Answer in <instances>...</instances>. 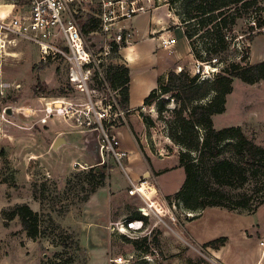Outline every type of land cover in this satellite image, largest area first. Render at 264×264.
Returning a JSON list of instances; mask_svg holds the SVG:
<instances>
[{"label":"rangeland","instance_id":"374dc122","mask_svg":"<svg viewBox=\"0 0 264 264\" xmlns=\"http://www.w3.org/2000/svg\"><path fill=\"white\" fill-rule=\"evenodd\" d=\"M166 2L167 1L164 0H136V6L139 8L142 7L145 11L158 7L162 3L167 4ZM259 2L260 7L264 8V0H259ZM172 7L174 11H180V6L178 4ZM259 15L263 17V13ZM89 17H98V8L95 3L78 6L76 20L80 27L86 23ZM120 20H122V18L108 22L110 24L109 31H103L101 29L98 30L96 34L87 36V45L92 50L93 57L100 60L98 65L99 73L96 68L92 70L90 80L87 82V87L91 91V100L95 101L104 98L103 105H107V99H112L110 96V87L105 81L106 71L111 65L122 64L118 52L112 53L110 47L113 37L118 35L115 34V32L118 33L120 29L115 23ZM136 22L140 25H144V16H137ZM247 27L248 20L238 21L234 28V37L236 39L232 41V44L235 45V48L240 49V51L249 47V62L251 64L262 62L264 61V28L256 32L250 41L247 34ZM120 32L123 35L126 34L124 30ZM120 44L121 43H119V45ZM106 49L109 52L101 55L100 53H104ZM7 52L8 55L0 58V82H5L7 84L5 95L0 96L1 108L5 109L4 107L8 108L7 106H16L22 101L28 103L31 101V103H37V106H39L38 108L41 110L44 108L45 102L53 98H69L70 96L80 94L79 90L73 88L67 80L64 67L61 66V63L55 62L51 58L44 63L41 61V54L34 46L23 43L20 44L18 48L8 50ZM231 58L238 61V58L235 56ZM214 62L215 60L212 61V63ZM214 64L215 65L211 66L205 63L203 68L198 70V68L194 66V63H192L189 67L191 69H186V71L191 75L199 74L201 77H207L210 73L209 69L212 70V73H217L216 70L220 69L219 64ZM160 65L161 56L157 54L151 58L150 55L147 60L145 72L151 73L152 66L160 68L162 66ZM232 87V93L226 98L224 113L215 115L212 118L214 128L218 130L225 127H239L249 140L264 148V81L254 85H247L234 79ZM87 100L86 98H84V100L71 99L70 102L73 108L77 109L79 112L76 113L74 110H70L71 112L73 111L72 114H74L72 115L69 113L68 115L66 114L65 117L72 124L77 125L81 123L83 126L89 124L90 127L96 128L98 125L92 111L86 112L84 108ZM116 101L123 114L121 117L117 116L114 118V108L109 110V116L106 118V121H102V127L105 130L109 129L111 125H113L114 128H118L124 125V123L127 124L129 119L132 121H139L141 119L140 113L127 112L126 108L120 105L119 98H117ZM97 107H100L99 104L94 109L97 110ZM142 113L144 115H149L155 121L154 127L150 129L156 134L157 140H160L161 136L165 137V131L162 125L157 121V114L154 108H145ZM134 126L136 125L134 124ZM99 137L101 138V134H99ZM103 154L105 163L102 164L99 169H102L104 166L106 168V174H109L110 169L121 167L122 164L126 163V156L118 163L110 153ZM106 157H108V159ZM16 164L15 162H5L4 159L0 160V185H4L0 186V264H113L110 260L117 257H126L128 254L134 253L132 245L129 242L130 239L126 236L117 234L114 230V225L117 222L114 223L113 226L108 225L104 228H97L99 231L94 234V236H101L104 240L103 242L101 241V243L99 242V247L104 248L105 255L103 257H88L85 252L86 247L82 244V246L80 245V239H84V241L88 239L89 229L85 228L86 225H80L78 227L75 224L82 220L83 214L81 207L84 203L83 198L86 195V191L89 189L86 175L91 168L73 171L64 182L47 179L42 172L37 171L32 181L30 180L28 185L24 186L18 184L20 180H17L15 175L17 173L15 168ZM118 173V170L114 169L112 175V187L114 188L117 186L115 183L119 181ZM143 178L144 177L139 179L138 182L142 181ZM152 178L153 177L149 175L147 180L154 185ZM128 189L125 191L127 196ZM172 189L173 187H170L169 190ZM249 189L247 185L239 189H227V195H229V197H237L244 193L248 194ZM259 197V194L253 196L250 199V204H255L260 199ZM7 199H9L12 204L28 202L34 205L33 202L37 203L35 209L32 210L41 215L43 224L41 228L42 233L36 240H31L26 236L17 218L10 222L7 228L3 227L1 211L11 207L5 206L7 205ZM167 204L172 209L176 225L183 224L187 221L185 213L177 206L175 201H171ZM142 205L143 201L139 196H128V201L120 206L118 211L124 210L128 212V215L137 214V208ZM172 205L175 206V209L172 208ZM87 213V215H90L89 212ZM189 213L196 215L191 212ZM85 217L87 216L85 215ZM85 217L83 218V222L87 220ZM162 220L163 223L151 217L149 222L151 226L150 237L154 238L151 247V250L154 251L153 264H160L168 259V256L163 254L161 250L160 236L163 233L162 230H166L163 224L170 222L165 218ZM201 220L206 221L207 226H210L213 234H216L217 230H224L223 234L232 239L231 245L233 246L232 251L234 252L231 256L232 259L240 260L242 259L241 253H245L243 254V259L246 262L252 264L256 261L257 249L254 242L255 238H249L247 242L242 243L240 241L241 234H238V232L241 229L248 230L249 232L258 229L259 232H264V204L259 205L257 211L252 215L235 214L219 209H207L202 215ZM72 228H74V230ZM169 235L172 239L177 240L176 235L170 232ZM260 235L261 234L258 235L259 238L264 236V234ZM87 241L89 242H87L89 246L93 245L92 243V245L90 244V240ZM235 247H237V249ZM246 253L251 256L246 255ZM236 254L240 257L238 258ZM202 255L204 254H200L195 260H203Z\"/></svg>","mask_w":264,"mask_h":264},{"label":"crops","instance_id":"0c3cea01","mask_svg":"<svg viewBox=\"0 0 264 264\" xmlns=\"http://www.w3.org/2000/svg\"><path fill=\"white\" fill-rule=\"evenodd\" d=\"M139 15L144 16V25L136 22ZM115 25L128 35L125 46L118 51V56L127 66L130 76L127 112L140 113L145 110L143 100L156 88L158 78L165 77L170 71L191 69L189 67L192 63L198 67L184 37V27L167 4L162 3L158 7L136 12L116 22ZM159 35L160 39L157 38ZM161 39L166 41L172 39L174 42L163 47ZM157 54L161 56L162 66L160 65V68L152 66L151 73H146L148 57L151 55L153 58ZM3 83L5 93L7 84ZM84 98L88 99L86 95L80 93L70 96L68 101ZM7 107L4 108L9 116L5 120L1 117L3 108L0 107V160L17 163L15 175L17 180H20L18 184L27 186L37 171L42 172L47 179L64 182L73 171L99 169L103 162L102 158L105 160L102 155L100 131L95 127L72 124L62 116L46 118L43 109L40 110L37 103L31 101L29 103L22 101L19 105ZM84 107H91L88 100ZM112 134L115 136L116 147L126 154V163L110 169L106 186L96 190L82 204V220L75 224L78 227L86 225L85 228L89 229L87 240L93 245L89 246V242L84 239H80V245L85 246L87 256L93 258L105 255L104 248L99 247L101 241H104L103 238L94 236L99 231L97 228L113 226L116 222L137 216L128 215L124 210L118 211V208L128 201L126 189L149 174L153 177L157 193L165 200L172 197L184 181V172L178 163L179 148L166 137L161 136L160 140H157L153 130H148L141 119L139 121L129 119L127 124L113 129ZM114 169L119 172L116 188L112 187ZM170 187L173 189L169 190ZM33 203L34 205L28 202L12 204L7 199L5 206L26 204L34 210L37 203ZM207 209L227 211L215 207L206 208L200 216L183 224H163L166 230H162L160 244L163 254L168 256V259L160 264H250L243 259L245 253H241L240 260L232 259L231 256L234 254L232 239L223 234L224 230H217V233L213 234L206 221L201 220ZM87 212L90 215H87ZM84 217L87 219L85 222ZM169 232L176 235L177 240L172 239ZM238 234H241L242 243L247 242L249 238H255L257 258L252 264H264V253L258 243V235L264 232H259L258 229L250 232L241 229ZM220 238H225L222 245L217 247L210 245ZM200 254H204L203 260L196 261L195 258ZM236 256L240 257L238 254Z\"/></svg>","mask_w":264,"mask_h":264},{"label":"trees","instance_id":"16d2710c","mask_svg":"<svg viewBox=\"0 0 264 264\" xmlns=\"http://www.w3.org/2000/svg\"><path fill=\"white\" fill-rule=\"evenodd\" d=\"M165 1L184 27V37L198 70L205 63L220 66L217 73L211 70L207 77L191 75L186 69L170 71L165 77L158 78L156 88L143 100V107L154 108L165 137L179 148L178 163L183 169L184 181L180 189L165 200L167 203L175 201L183 211L196 214L192 219L200 216L204 209L213 207L252 215L259 205L264 204V148L249 140L239 127L216 130L212 117L224 113L234 79L247 85L264 81V61L251 64L249 47L240 51L232 44L239 20H248L250 41L264 28V8L260 7L259 0ZM176 4L180 6L179 12L173 10L172 6ZM100 25L98 17H89L82 32L87 35L98 31ZM124 46V43L112 42L111 52L117 53ZM234 56L238 61L231 58ZM105 81L111 90L117 91L120 105L126 108L130 82L127 66L123 62L109 66ZM140 117L148 130L154 127L155 121L149 115L140 112ZM105 170L104 166L89 170L86 175L89 189L83 202L106 185L109 176ZM245 185L250 188L248 194L227 195V189H239ZM258 194L260 199L250 204V199ZM1 218L4 228L17 218L22 231L31 240H36L42 233L41 215L26 204H15L2 210ZM153 240L144 238L129 242L134 251L148 254ZM224 242L225 238H220L210 245L217 247ZM133 264L148 263L137 261Z\"/></svg>","mask_w":264,"mask_h":264},{"label":"built area","instance_id":"2783aa9c","mask_svg":"<svg viewBox=\"0 0 264 264\" xmlns=\"http://www.w3.org/2000/svg\"><path fill=\"white\" fill-rule=\"evenodd\" d=\"M93 3L98 8V18L101 21L99 30L102 29L103 31L110 30L108 22L128 18L143 10L142 7L136 6V0H0V58L8 55V50L16 49L20 44L25 43L34 46L39 51L41 61L44 63L49 58L61 63L71 86L86 95L89 104H91L90 108H84L86 112L92 111L94 115L98 125L95 129L99 130L101 134L102 153H110L114 160L119 163L126 154L116 147L115 136L112 134L115 128L113 125L106 130L102 127V121H106L109 110L114 108V118L121 117L123 114L116 101L118 98L117 91L110 88L112 99H107V105L102 104L104 98L91 100V91L87 87V82L90 80L92 70L96 68L99 73L100 60L93 57L92 50L87 45V36L96 34L97 31L85 35L76 20L78 6ZM120 31L121 29L118 33L115 32L118 35L113 37L112 42L125 44L128 35H123ZM160 37L161 35L157 38L160 39ZM173 42L172 39L168 41L161 39L163 47ZM108 52L106 49L104 53L100 54H107ZM4 89L5 84L0 82V96L5 95ZM98 104L100 107L95 110L94 108ZM70 110L79 112L73 108L68 97H60L45 102L43 113L46 118L53 116L66 118V114H72L73 111ZM1 117L4 120L8 117L6 108L2 110ZM102 159V164H104L105 160ZM148 176L147 174V177H144L142 181L132 184L127 191L128 196H139L143 201V205L136 210L139 217L127 218L114 225L117 234L126 236L132 241H140L144 238L150 241L151 226L149 222L151 217L162 223V219L165 218L171 224L176 225L171 207L157 193L152 182L147 180ZM151 188H153V193ZM172 208L175 209V206L172 205ZM183 213H185L187 221L195 216L186 211ZM258 243L262 248V253H264V236L258 239ZM151 247L150 245V253L148 254L134 251L135 254L117 257L110 262L113 264H133L137 261H145L148 264H153L154 251L151 250Z\"/></svg>","mask_w":264,"mask_h":264},{"label":"bare ground","instance_id":"6f19581e","mask_svg":"<svg viewBox=\"0 0 264 264\" xmlns=\"http://www.w3.org/2000/svg\"><path fill=\"white\" fill-rule=\"evenodd\" d=\"M208 69H209V67H208ZM209 70L211 71V69H209ZM150 190H151V192L153 193V188H151Z\"/></svg>","mask_w":264,"mask_h":264},{"label":"water","instance_id":"95a60500","mask_svg":"<svg viewBox=\"0 0 264 264\" xmlns=\"http://www.w3.org/2000/svg\"><path fill=\"white\" fill-rule=\"evenodd\" d=\"M9 110V109H8ZM9 112V111H8Z\"/></svg>","mask_w":264,"mask_h":264}]
</instances>
